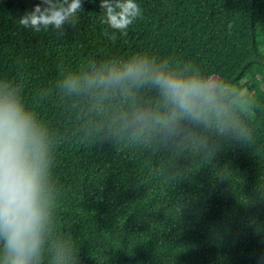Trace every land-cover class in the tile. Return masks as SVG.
<instances>
[{
  "label": "trees",
  "instance_id": "trees-1",
  "mask_svg": "<svg viewBox=\"0 0 264 264\" xmlns=\"http://www.w3.org/2000/svg\"><path fill=\"white\" fill-rule=\"evenodd\" d=\"M39 2L0 0V80L23 85L22 102L47 130L58 234L71 238L77 264H264V0H137L142 18L114 41L101 0H83L64 35L21 29ZM138 53L247 93L252 139L189 125L176 138L135 139L121 114L156 108L155 88L124 98L59 86L89 60Z\"/></svg>",
  "mask_w": 264,
  "mask_h": 264
},
{
  "label": "clouds",
  "instance_id": "clouds-1",
  "mask_svg": "<svg viewBox=\"0 0 264 264\" xmlns=\"http://www.w3.org/2000/svg\"><path fill=\"white\" fill-rule=\"evenodd\" d=\"M100 22L109 39L127 30L142 9L137 0H101ZM83 0H40L16 23L33 33L64 35L75 27ZM231 27V25H229ZM90 70L63 73L59 86L68 93L85 89L119 91L124 98L150 85L157 90L156 108L137 107L122 113L135 139L145 133L176 138L185 125L212 130L219 138L248 142L252 129L246 117L255 101L239 87L210 79L191 65L181 67L148 54L89 60ZM23 85L0 80V264H77L71 238L59 235L57 187L47 130L22 102ZM206 146V141L202 142ZM119 242H117V246Z\"/></svg>",
  "mask_w": 264,
  "mask_h": 264
},
{
  "label": "rangeland",
  "instance_id": "rangeland-1",
  "mask_svg": "<svg viewBox=\"0 0 264 264\" xmlns=\"http://www.w3.org/2000/svg\"><path fill=\"white\" fill-rule=\"evenodd\" d=\"M263 87H264V84H263Z\"/></svg>",
  "mask_w": 264,
  "mask_h": 264
}]
</instances>
